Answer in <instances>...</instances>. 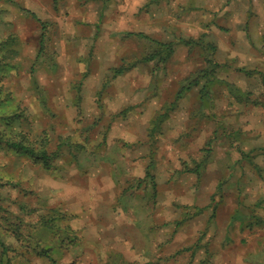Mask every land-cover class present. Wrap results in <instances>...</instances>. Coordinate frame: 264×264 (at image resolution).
Listing matches in <instances>:
<instances>
[{"label":"rangeland","instance_id":"rangeland-1","mask_svg":"<svg viewBox=\"0 0 264 264\" xmlns=\"http://www.w3.org/2000/svg\"><path fill=\"white\" fill-rule=\"evenodd\" d=\"M0 42V131L55 156L0 146V264H264V0H0Z\"/></svg>","mask_w":264,"mask_h":264},{"label":"trees","instance_id":"trees-1","mask_svg":"<svg viewBox=\"0 0 264 264\" xmlns=\"http://www.w3.org/2000/svg\"><path fill=\"white\" fill-rule=\"evenodd\" d=\"M27 12L36 20V22H38L42 28H43V32L41 34L40 37V50L39 53L40 55L42 53H44L45 51V47L47 44V27H48V23L43 22V20L35 13V12H31L28 11ZM137 36L139 38H144L147 39L149 41H151L154 45H155V50L150 53L149 55H147L146 57H144L143 61L144 62H156V66H160L162 64H165L167 61H169L174 53H175V44L170 42H162L159 41L157 39H154L148 35H145L143 33H133L130 32L128 33V36ZM182 41L185 44H194L195 42H199V41H195L194 39H182ZM1 42H0V48H1ZM39 55V56H40ZM209 65H211L210 68L207 69H203L200 71V74L198 76H196L195 78H191L188 81V84L183 86V88L180 90L179 96H181L184 92L186 91H190L193 86H199L201 84V81L204 80H210L211 79V75L215 72V68H217L219 65L218 64H214L210 61ZM134 66V64H130V65H125V62L120 65L117 66L115 68H113V73H114V77L119 76V75H123L124 73L127 72V70L130 69V67ZM205 92V94H204ZM202 93L204 95L208 94L207 93V88L206 85L202 90ZM204 98V96H203ZM5 134L0 131V146L2 145H8L11 149H13L14 151H17L18 153H22L25 154L29 157H31L32 159H35V162L37 164H41L43 165L46 169H52L53 166V158L54 153L49 152L48 150V146H49V141H47L46 138H43L40 141H37L35 139H32L29 135L24 134L23 132H20L19 135H15V136H4ZM63 143V141H62ZM40 146V147H38ZM56 213V212H54ZM58 216L57 214L55 216H52L49 220H47L45 222V224L47 225V228L50 229H55L57 226V221ZM57 229H59L57 227ZM6 251V247L4 248V252ZM46 255L48 257H50V255H48V253H46Z\"/></svg>","mask_w":264,"mask_h":264}]
</instances>
